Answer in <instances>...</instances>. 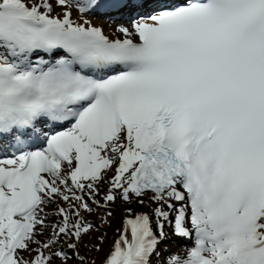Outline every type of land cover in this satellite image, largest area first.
<instances>
[{
  "label": "snow or ice",
  "instance_id": "1",
  "mask_svg": "<svg viewBox=\"0 0 264 264\" xmlns=\"http://www.w3.org/2000/svg\"><path fill=\"white\" fill-rule=\"evenodd\" d=\"M145 2L0 0V264H84L109 171L105 207H155L103 264H154L165 224L186 246L161 264H264V0ZM112 14L115 38L88 19Z\"/></svg>",
  "mask_w": 264,
  "mask_h": 264
},
{
  "label": "rangeland",
  "instance_id": "2",
  "mask_svg": "<svg viewBox=\"0 0 264 264\" xmlns=\"http://www.w3.org/2000/svg\"><path fill=\"white\" fill-rule=\"evenodd\" d=\"M57 12L60 9H56ZM90 17H93L94 19H104L100 16L95 15H89ZM115 21V20H113ZM121 21V20H117ZM124 21V20H123ZM127 22H130L129 19L125 20ZM95 25L96 21H92ZM104 28V31H106L105 25H102ZM118 34V33H117ZM110 36L113 37L112 34ZM114 171H109L105 177V181L99 185V192L95 196V199L99 201L100 206H97L93 204L92 200L88 197L89 204L93 207L92 212H82L83 217L85 220L91 222L94 227L87 233L82 235L80 240L78 242L76 241H69L67 237H62L60 242L57 244L55 248H53V251L56 250H64L68 252L69 257H72L73 250H70L67 248V243L69 242H76L78 244V251L79 255L85 258L84 264H97L98 257L101 255L102 251L107 248L111 241L113 236H115L113 230L115 231V228H112L113 223L118 220L119 225L122 223L124 214H129L128 209L130 208V205L126 202H124L122 199L118 198L114 202H110L105 207V201H104V195L106 194L108 188L110 187V184L107 182V180L111 181V177L114 175ZM119 202H123V208L117 207ZM63 204V205H62ZM109 206V207H108ZM57 207H67V202L57 198L54 202H51L44 206V212L47 213V217L45 219V223L47 227L43 228V235H38L36 239L41 241V243L48 241L52 236V225L60 221V216L56 215ZM177 207H179V204H177ZM120 208V209H118ZM111 212V215L109 216L108 213ZM174 216V214H173ZM155 223V220H154ZM155 228V224H154ZM98 232L96 236L92 235L89 236L93 231ZM115 232H118L117 230ZM165 232V239L164 241L159 245L158 251L160 252L159 259L156 257H153L154 264H161V262L166 261L168 259V252L171 250V252H181L186 246V242L183 241L180 237H177L173 233V227L170 224H165L164 228ZM33 247H36V245H33ZM25 258L30 259L31 254L25 253ZM52 264H62V261L59 258H56L52 261ZM67 264H80V261L77 258H70L67 262Z\"/></svg>",
  "mask_w": 264,
  "mask_h": 264
},
{
  "label": "bare ground",
  "instance_id": "3",
  "mask_svg": "<svg viewBox=\"0 0 264 264\" xmlns=\"http://www.w3.org/2000/svg\"><path fill=\"white\" fill-rule=\"evenodd\" d=\"M56 11H57V10H56ZM59 11H60V10H59ZM59 11H58V12H59ZM73 17L76 18V13H75V12L73 13ZM88 19H90L91 21H96L95 23H97V24H99V25H105L106 33H107V35H108L110 38H115L117 35H119V34H117V33L114 32V29H115L118 25L124 24V25L127 26V25L130 23V22H127V21H124V22H118V21L113 22V21H107L106 19L99 20V19H94L93 17H90V16H88ZM110 34H112L113 37L110 36ZM11 154H12V150H11L10 152L1 153L0 156L11 155ZM107 182L110 184L111 181H110V180H107ZM98 192H99V190H98ZM122 203H123V202H121V203L119 202V204H118L117 207L123 208V205H124V204L122 205ZM128 204L130 205V208L133 209V212H134V213H139V212H143V211H148L149 213H151V209H152L153 207H155V204L152 203V202H150L147 198H145V204H144L143 206L140 205V204L137 203V202L128 203ZM62 205H63V204H62ZM108 205H111V204H108ZM108 207H109V206H108ZM120 208H118V209H120ZM128 215H129V214H127V215L124 214L123 221H122V223H121L120 225H119V221H118V220H116V221L113 223L112 228L114 227V228H115V231L117 230L118 232H115V231L113 230L115 236H113L110 245L102 251L101 255H99V256H102V257H101V258H100V257L97 258V259H98L97 264H103V261H104V259H105V256H106V254H108L109 251L111 250V248H112V246H113V243H114L117 239H119V237H120V235H121V232L123 231V228H124V219H125ZM154 220H155V217H153V221H154ZM154 224H155V223H154ZM97 234H98V232H97V230H96V231H93L91 234H89V236H92V235L96 236Z\"/></svg>",
  "mask_w": 264,
  "mask_h": 264
}]
</instances>
